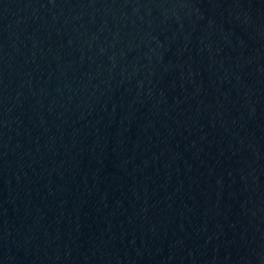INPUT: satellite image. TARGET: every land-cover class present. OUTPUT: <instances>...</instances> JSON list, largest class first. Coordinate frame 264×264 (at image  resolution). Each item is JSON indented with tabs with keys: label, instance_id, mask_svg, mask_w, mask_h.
I'll list each match as a JSON object with an SVG mask.
<instances>
[{
	"label": "water",
	"instance_id": "obj_1",
	"mask_svg": "<svg viewBox=\"0 0 264 264\" xmlns=\"http://www.w3.org/2000/svg\"><path fill=\"white\" fill-rule=\"evenodd\" d=\"M0 264H264V0H0Z\"/></svg>",
	"mask_w": 264,
	"mask_h": 264
}]
</instances>
